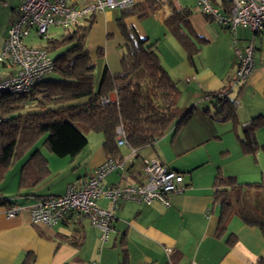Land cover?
Segmentation results:
<instances>
[{
  "label": "crops",
  "instance_id": "1",
  "mask_svg": "<svg viewBox=\"0 0 264 264\" xmlns=\"http://www.w3.org/2000/svg\"><path fill=\"white\" fill-rule=\"evenodd\" d=\"M0 1H3L4 8H9L11 12L8 23H5L0 35L1 52L9 28L17 17L21 0ZM212 1L223 10L229 9L228 0ZM174 9L191 11L190 26L195 35L205 41L200 53L195 57L196 67L189 64L187 54L169 34L165 25ZM93 17L96 20L92 30L100 26L108 38L113 36L117 40L118 46L125 45V39L118 26L121 11H107L94 15L85 25H88ZM124 24L141 39H147L149 44L157 42L162 65L181 92L179 107L182 110L196 107L192 119L175 136L172 129L154 145L148 146L155 152L149 157L159 159L170 169L184 175L187 191L181 195L170 196L169 205L160 201H155L151 205L137 202L121 203L110 240L105 245L101 244L100 231L76 215L69 216L56 228L50 229L34 225L28 209L9 219L6 217L8 206L1 205L0 264H23L29 255L34 259L30 264H121L123 249L127 250L130 264H258L260 260H264V237L261 230L245 225L236 215L227 217V212L219 203H215L214 182L218 171L223 177L235 175L225 176L226 173L219 167H206L209 160L198 150L190 165L182 164V158L189 156L196 149L204 148L211 140H223L226 135L229 136L228 132H232L229 126L235 130L231 122H224L226 124L224 126L218 125V121L215 122V119L203 111L209 110L210 113L212 109L216 111L217 106L207 98V95L225 91L238 67L237 51L239 50L241 54L250 41H253L254 46V72L246 85L227 93L234 104L236 103V113L241 126L256 117H264V32L254 36L249 29L240 26L236 29L234 43L231 31L201 13L195 0L160 3V8L153 15L144 19L129 17L124 20ZM53 29L61 28L52 27L50 31ZM75 29L61 30H64L66 35ZM51 37L49 32L48 39ZM47 41L32 33L26 39V44L46 47ZM109 43V41L106 43V49L99 48L95 55L87 52L95 65L96 86L105 68L112 74L121 71L120 61L123 52L121 54L120 51L118 55L112 45L109 48ZM14 72L10 63L0 62V82L10 78ZM107 99L116 103L117 93L111 92ZM230 123L231 125H228ZM91 133L87 134L88 145L91 138H95L90 137ZM257 139L259 144H264V127L257 132ZM98 143L88 153L84 165L81 157L88 145L72 161L79 164L73 169V173H69L72 165H62L51 154L42 153L49 161L50 177L35 188L19 191L21 166L16 174L17 191L6 190L2 183L0 198L28 208L40 197L63 195L69 184L86 182L94 170L109 159L103 149V138ZM164 146L166 149L169 146V151H173L171 155L166 154ZM148 147L139 150L119 147L122 160L126 161L125 171L111 173L105 178L104 183L106 185L143 183L145 177L142 162L147 157H144L142 152ZM160 149L163 157L159 155ZM66 172L69 173V180L63 184L61 193L56 192V186L52 181ZM98 204L104 209L109 207L108 201L104 199L99 200ZM79 228L83 230L84 243L81 247H75L69 242V237ZM231 240L234 241L232 245Z\"/></svg>",
  "mask_w": 264,
  "mask_h": 264
},
{
  "label": "trees",
  "instance_id": "2",
  "mask_svg": "<svg viewBox=\"0 0 264 264\" xmlns=\"http://www.w3.org/2000/svg\"><path fill=\"white\" fill-rule=\"evenodd\" d=\"M159 8V0H142L132 8L121 10L118 26L125 39L121 71L112 74L105 68L98 86L95 85L93 59L85 51V40L95 17L89 20L88 25L68 32L62 39H48L46 47L50 52L57 53L53 56L54 72L30 95L0 93V185L10 169L25 159L43 139V145L52 154L74 161L88 145L87 134H100L108 158L121 161L116 133L118 127H123L129 148L139 150L154 145L172 129L175 136L189 123L196 107L178 114L181 92L162 65L157 42L149 44L147 39H141L124 24L126 18L144 19ZM190 14L188 9H174L165 25L187 54L189 64L196 67L195 57L205 41L193 32L189 23ZM230 84L225 91L207 95L217 106L212 118L233 124L245 156L256 158L259 153L264 155V144H259L257 139V132L264 127V117H256L241 126L235 104L228 97ZM111 92L117 93V102L103 104L102 100ZM203 112L210 115L209 110ZM239 127L241 133L238 132ZM50 175L48 159L41 151L35 150L22 165L18 190L35 188ZM214 189L215 203L221 205L227 217L232 214L238 216L245 225L259 228L264 237V204L255 211L253 203L243 200L246 191H264V183L243 185L236 177H223L218 171ZM14 204L11 200L0 198V206ZM69 242L81 247L84 243L83 230L76 229ZM233 243L231 240L230 244ZM122 255L121 264H130L126 249H123ZM33 261L29 255L23 264ZM258 264H264V260Z\"/></svg>",
  "mask_w": 264,
  "mask_h": 264
},
{
  "label": "built area",
  "instance_id": "3",
  "mask_svg": "<svg viewBox=\"0 0 264 264\" xmlns=\"http://www.w3.org/2000/svg\"><path fill=\"white\" fill-rule=\"evenodd\" d=\"M140 1L142 0H21L17 17L9 28L0 52V62L10 63L15 72L10 78L0 82V93L30 95L39 83L54 72L55 64L49 48L26 44V39L32 33L42 40H48L52 27L64 30L81 27L94 15L132 8ZM159 1L165 4L168 1L180 0ZM195 2L201 13L231 31L234 43L236 29L240 26L249 29L254 36L264 32V0H228V10L219 8L212 0ZM237 54L239 63L229 92L246 85L254 72L253 41L248 43L241 54L239 50ZM102 103L107 104L109 100L103 99ZM1 120L0 118V122ZM116 133L118 146L129 148L122 126L117 128ZM125 165L124 160L109 158L94 170L86 182L71 183L63 195L38 199L28 208L17 204L9 206L6 208V217L14 218L28 209L34 225L53 229L69 216L76 215L100 231L101 244L105 245L110 240L121 203L151 205L160 201L169 205L170 196L184 194L188 189L184 175L170 169L157 158L143 160V183H104L111 173H124ZM102 199L108 201V208L99 206L98 202Z\"/></svg>",
  "mask_w": 264,
  "mask_h": 264
},
{
  "label": "rangeland",
  "instance_id": "4",
  "mask_svg": "<svg viewBox=\"0 0 264 264\" xmlns=\"http://www.w3.org/2000/svg\"><path fill=\"white\" fill-rule=\"evenodd\" d=\"M10 9L9 8H4L3 6V1H0V35L2 34V31L4 30V25L7 22L8 23V18L10 15ZM92 30V29H91ZM50 34L53 38V40H59L62 37H64L65 33L64 30L61 29H53L50 31ZM110 42L109 48H112L113 50L115 49L116 53H120L125 51L124 45L123 46H118L117 40L113 37L108 36L104 33L103 29L100 26H96L90 33L88 34L86 40H85V51L88 52L90 55H95L96 52H98L99 48L106 49V43ZM57 53L51 52L52 56H55ZM117 57V55H115ZM191 107H188L186 110L190 109ZM186 110H182L180 107H178V114L184 113ZM216 111L212 109V112L210 113V117L215 116ZM220 117V116H219ZM215 122H217L215 120ZM218 125L224 126L226 124L224 123H219L217 122ZM228 125H231L228 124ZM230 130L232 132H228L230 135L223 138V140H218L214 139L209 141L204 148H199L196 149L195 152L193 151L192 154H189V156H186L182 158V164L184 165H190L192 162L193 157L197 156V150L198 152L204 153L207 158H208V163L206 167H212V168H221L222 171L226 173L225 176L229 175H235L237 177L238 182L244 183L245 184H260L264 183V155L261 153L257 154L256 158L253 156H245L242 153L241 150V145L239 142V139L231 127L229 126ZM239 133H241V130H238ZM90 137H95L91 138L90 140V145H88L87 149L85 152L82 154L81 159L83 160L82 165L85 164L86 162V157L88 153L96 147L99 143V140L102 139V135L100 134H95L91 133ZM43 141H40L35 148L27 155L25 159L22 161L16 163L9 171L5 181L3 182L4 188L9 191H17V179H16V174L18 173L17 171L21 168V166L25 163V161L30 157V155L35 151L39 150L41 153L44 155H49L51 154L56 161H60L62 165H72V167L69 170V173H73V169L76 167V165H79L77 162L73 163L70 158H59L52 154L44 145ZM163 148V144H162ZM164 150L166 154H172V150L169 151V146L168 149L165 148ZM241 151V152H240ZM154 149L152 147H148V149L144 150L142 152V155L147 158H151L149 156L154 155ZM160 157H163V153L161 152V149L159 151ZM83 169V168H82ZM66 172L62 173L61 176L55 178L52 183L56 186V192L61 193V190L63 188V184L69 180L68 179V174ZM234 176V177H235ZM256 182V183H254ZM247 195L243 197V200H248V203H253L252 205L254 206L255 211L260 210L262 208V205L264 204V191L260 192H250L246 191ZM249 193V194H248Z\"/></svg>",
  "mask_w": 264,
  "mask_h": 264
}]
</instances>
